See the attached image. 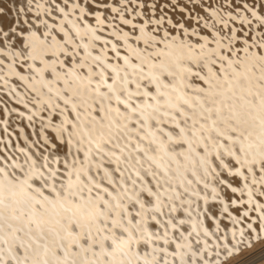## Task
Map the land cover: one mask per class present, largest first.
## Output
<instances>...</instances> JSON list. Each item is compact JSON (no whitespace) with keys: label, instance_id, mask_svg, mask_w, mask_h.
Masks as SVG:
<instances>
[{"label":"snow or ice","instance_id":"6c2138e0","mask_svg":"<svg viewBox=\"0 0 264 264\" xmlns=\"http://www.w3.org/2000/svg\"><path fill=\"white\" fill-rule=\"evenodd\" d=\"M264 255V0H0V264Z\"/></svg>","mask_w":264,"mask_h":264},{"label":"bare ground","instance_id":"6f19581e","mask_svg":"<svg viewBox=\"0 0 264 264\" xmlns=\"http://www.w3.org/2000/svg\"><path fill=\"white\" fill-rule=\"evenodd\" d=\"M257 256V258H255ZM255 258V259H254ZM253 264H264V255L257 253L252 257Z\"/></svg>","mask_w":264,"mask_h":264},{"label":"rangeland","instance_id":"374dc122","mask_svg":"<svg viewBox=\"0 0 264 264\" xmlns=\"http://www.w3.org/2000/svg\"><path fill=\"white\" fill-rule=\"evenodd\" d=\"M255 258H257V256H256ZM255 258H254V259H255Z\"/></svg>","mask_w":264,"mask_h":264}]
</instances>
